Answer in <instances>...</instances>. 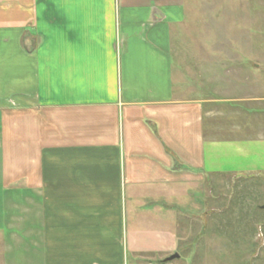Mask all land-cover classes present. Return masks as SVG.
<instances>
[{
	"label": "crops",
	"instance_id": "1",
	"mask_svg": "<svg viewBox=\"0 0 264 264\" xmlns=\"http://www.w3.org/2000/svg\"><path fill=\"white\" fill-rule=\"evenodd\" d=\"M186 2L0 0L1 226L39 264H181L218 176L264 173L261 141L174 73Z\"/></svg>",
	"mask_w": 264,
	"mask_h": 264
},
{
	"label": "rangeland",
	"instance_id": "2",
	"mask_svg": "<svg viewBox=\"0 0 264 264\" xmlns=\"http://www.w3.org/2000/svg\"><path fill=\"white\" fill-rule=\"evenodd\" d=\"M186 1L182 41L174 43V73L177 77L182 61L187 84L192 80L203 96L210 91L220 104L226 103L218 107V115L230 119L229 126L244 125L245 138L261 141L248 145L249 158L258 153L264 163V0ZM216 189L211 222L202 217L201 243L194 250L180 251L181 264H264V173L218 176ZM5 192L0 185V226L7 204ZM33 204L27 198L19 207L20 218L12 222L15 229L34 214ZM6 229L0 228V264H7L15 251L16 262L39 264L40 254L31 245L18 250L23 236L28 241L29 234L11 235ZM13 246L15 251L10 250Z\"/></svg>",
	"mask_w": 264,
	"mask_h": 264
},
{
	"label": "water",
	"instance_id": "3",
	"mask_svg": "<svg viewBox=\"0 0 264 264\" xmlns=\"http://www.w3.org/2000/svg\"><path fill=\"white\" fill-rule=\"evenodd\" d=\"M262 209L264 210V205L262 206ZM178 256L177 255H172L170 256L169 258H167L166 260H173L174 258H177Z\"/></svg>",
	"mask_w": 264,
	"mask_h": 264
}]
</instances>
